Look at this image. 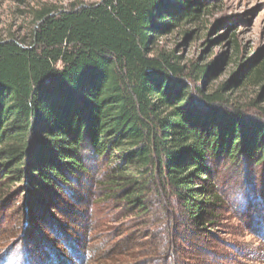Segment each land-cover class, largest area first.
Masks as SVG:
<instances>
[{
  "label": "trees",
  "instance_id": "1",
  "mask_svg": "<svg viewBox=\"0 0 264 264\" xmlns=\"http://www.w3.org/2000/svg\"><path fill=\"white\" fill-rule=\"evenodd\" d=\"M202 2L45 5L32 13L29 41L0 38V209L14 185L27 208L107 206L114 215L88 210L76 221L85 234L114 231L98 245L88 236L98 264L173 258L194 228L220 218L215 165H260L264 129L221 90L199 86L212 69L156 44L193 22ZM250 69L239 76L263 82L264 62Z\"/></svg>",
  "mask_w": 264,
  "mask_h": 264
},
{
  "label": "rangeland",
  "instance_id": "2",
  "mask_svg": "<svg viewBox=\"0 0 264 264\" xmlns=\"http://www.w3.org/2000/svg\"><path fill=\"white\" fill-rule=\"evenodd\" d=\"M95 1L0 0V38L12 35L29 41L35 27L32 13L42 6L63 9L71 3ZM202 3L205 6L193 22L177 23L171 32L158 36L156 44L183 64L193 61L212 69L199 86L208 84L210 92L221 90L232 111H240L244 119L264 129V79L250 82L239 76L242 68L253 70L264 62V0ZM214 175L226 197L220 218L198 231L194 228L190 237L178 242L175 257L165 256L156 264H264V159L258 166L218 162ZM9 192L10 198L0 209V264H98L90 260L94 245L87 242L88 236L96 238L98 245L114 231L85 234L82 222L76 221L88 210L93 216H112L107 206L97 211L94 206L67 207L53 200L41 210L27 208L19 186H12ZM118 223L105 225L114 229ZM151 242L144 241L143 246L148 248Z\"/></svg>",
  "mask_w": 264,
  "mask_h": 264
}]
</instances>
